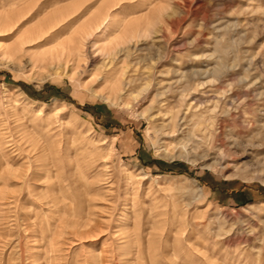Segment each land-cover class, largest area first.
<instances>
[{
    "label": "rangeland",
    "instance_id": "obj_1",
    "mask_svg": "<svg viewBox=\"0 0 264 264\" xmlns=\"http://www.w3.org/2000/svg\"><path fill=\"white\" fill-rule=\"evenodd\" d=\"M0 264H264V0H0Z\"/></svg>",
    "mask_w": 264,
    "mask_h": 264
},
{
    "label": "bare ground",
    "instance_id": "obj_2",
    "mask_svg": "<svg viewBox=\"0 0 264 264\" xmlns=\"http://www.w3.org/2000/svg\"><path fill=\"white\" fill-rule=\"evenodd\" d=\"M9 13V12H8ZM15 14H6L4 15L3 19V23L8 24L7 30H10L13 24V18H14ZM55 18V16H54ZM50 19V18H48ZM51 20V19H50ZM111 17L109 15V13L106 10H98L97 12H95L86 22L84 25H81V27H79L78 29V33L81 35H87L90 36L92 35L95 31H99L102 28H105V31L108 30V28L110 27L109 23H110ZM47 21V20H46ZM49 21V20H48ZM47 23V22H46ZM43 24V23H42ZM41 27V24H40ZM35 30V27L33 29V31ZM31 29H28L26 32L23 33V35L19 38L20 41V45H24L26 43V40L28 39V37H31L32 34H39L42 32V30L40 31V28H36L35 32H33ZM126 32H123V37H125ZM33 39V38H32ZM29 41V40H28ZM71 42V41H70ZM66 49V45L61 43L58 44L56 47L51 48L48 53L51 55H55L57 52H61L64 53ZM123 49H121V47H119L118 50L115 51V55L119 54ZM125 50V49H124ZM130 50V48L128 49V51ZM44 53V52H43ZM47 53V54H48ZM116 59V58H115ZM120 81V85L122 84V80ZM177 126V124L175 125V127ZM166 127V126H165ZM163 128L164 130L166 128ZM175 132V131H174Z\"/></svg>",
    "mask_w": 264,
    "mask_h": 264
}]
</instances>
